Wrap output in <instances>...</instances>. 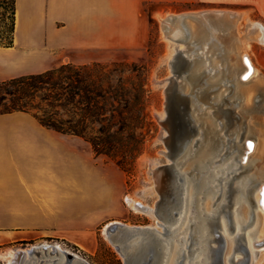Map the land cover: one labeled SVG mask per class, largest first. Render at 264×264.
I'll list each match as a JSON object with an SVG mask.
<instances>
[{"label": "rangeland", "instance_id": "374dc122", "mask_svg": "<svg viewBox=\"0 0 264 264\" xmlns=\"http://www.w3.org/2000/svg\"><path fill=\"white\" fill-rule=\"evenodd\" d=\"M2 3L10 7L12 0H0V36L5 40L8 36L7 30L10 27L11 19L10 13H7V11L1 7ZM148 10L151 12L152 18L151 38L147 49L130 59L102 63L108 67L107 70L113 73V80L115 82H118L119 78L122 77L128 89H132L133 85L131 83L135 82L139 90H141V100L136 106L140 120L137 122L134 130L124 131L121 137L117 139L118 151L116 149V159L108 155H99L95 152L96 156L103 157L110 164V179L115 189L120 191L119 187H121V184L124 185L116 202H111L109 218L103 223L94 224L92 227H88L84 230L76 232L67 231V235L59 229L60 225H46V228L38 237H25L23 241L8 245L4 249V255L0 257V264H8L7 254L10 250L31 248L45 242L50 244L59 243L63 248L79 255L81 259H84L90 264H126L125 258L115 247L117 242L116 238L113 240L109 239L104 232L108 223L120 221L129 226H159L160 228L163 225L162 231L166 230L164 225L170 222H167L159 212L158 216L162 221V225H157V218L154 215L135 211L128 203V198H133L146 205L153 206L160 211L163 210V208L167 210L170 207L168 201H171L174 205V197L170 194L169 189L174 185V187H177L185 181L182 178L183 176H180V173H183L182 167L179 164L181 160V154H179L181 149L180 145L191 137L190 135L195 132L196 128L193 121L191 123L183 122L182 125V119H186L184 118L186 112V108L183 105L184 100L178 97V104L176 102L174 105L171 104V102L169 103L168 91H170L172 95L171 101L174 95L178 94L186 95L190 98V96L184 92L181 84L186 80V76L189 74L190 69L194 67L195 60L201 57L204 58L203 55L208 56L206 52L208 49L207 46L209 48L212 46L205 42H198V36L202 32L201 26H197V24H199V19L203 17L212 19L214 18V16H212L214 12L217 13L215 17L220 20L223 18L227 19V14L237 16V19H240V26L238 24L234 29H231L230 24L224 25L218 29V44L222 46L224 50H228L229 41L234 40L235 36H243L248 33L252 23L260 22L264 24V15L253 6L208 7L192 4H154L149 6ZM168 17H171L170 21H166ZM248 26H250V28ZM180 31H182L181 36H176L175 33L179 34ZM165 32L179 43L182 42L186 44L190 50V54L191 52H195L196 59L193 60L183 51H178L173 61L175 68L173 72V70L170 69L169 60L170 56L174 53L173 48L175 44L167 39ZM201 50L202 52L205 51V54L202 53L200 55ZM244 51L252 57L259 75L264 76V43L252 40L250 46L246 47ZM217 54L218 55L215 54V56H217L218 61L224 60V62L229 65L225 70L230 71V66H236V55L232 52H230L229 57L226 58L220 56L218 52ZM208 61H210L209 58ZM221 69L223 68L221 67ZM93 71L99 74L97 69H93ZM241 71L242 68L240 66V68L235 71L232 80H226L224 85L219 86L217 91L213 93L217 94L228 90V88L230 89V92L227 93L225 98L226 102L223 107L225 109H232L234 113L232 116L235 122V125L228 130V138L229 141H231L229 144L230 150L226 153L225 151L222 152L217 162L220 166H223L232 161L230 163V169L234 171L230 173L227 179L233 182V188H236L235 185L245 182L249 177H251V181L246 185L244 191L237 189L232 193L231 203L225 207L223 212L219 213L218 219L213 221V223H216V228L209 229L206 225L205 228L208 232L207 240L204 241L203 233L200 230L201 224L198 219L201 217L198 204L196 206L194 205L190 218H187L188 214H190V211H187L183 223L175 230H171V246H173L175 241L180 237L179 233L184 223L187 222L189 225V227L184 230L186 236L189 234L187 241L189 246L187 256H185L182 261H189L190 264H199L197 262L201 259V256L204 258L203 264L209 262L208 257L205 256L206 251L204 252L202 250V246L207 244L206 246L209 247L211 245V243H209L211 238L218 233L224 234L221 222L225 220L228 222V230H232V232L230 231L229 238L234 237L237 233L248 237V233H250L251 230H255L254 234H251L253 237L257 236L261 231L263 232L262 236L264 235L263 216L257 211L254 198L256 197L255 195L259 183L264 182V158L260 156L252 157L249 165L239 169L236 168L238 167V161L235 159L236 154H238V158H241L244 153L242 144H239V142L237 143L240 136H242L243 140L245 137L249 136L258 140L262 138L261 133L263 132L261 131L264 130V89L256 91L255 86L260 82L258 80L248 84L242 83L239 79ZM238 87L241 92L245 88L253 91V94L251 96H247L246 94L244 96L241 95L237 101H233V98L236 97L235 95ZM189 112H191L190 108ZM182 126H187L191 134L189 133L186 135V129L183 130ZM235 142L237 145L233 144ZM178 145L179 147H177ZM175 148L176 150L179 148V150L175 152ZM118 161L123 164V168L119 166ZM168 167H170V169L168 173H166L165 171ZM227 171L228 170H222V173H226ZM158 172L160 173V180L156 176ZM206 174L212 176L214 170L211 168ZM227 179H225V181ZM244 195H246L244 200L246 202L239 206V200H241L240 198ZM182 197L183 193L181 190L178 193V198L175 199V202L178 204L172 208V211L178 212L181 210L180 202ZM226 197L227 194H224L222 199L217 202L215 206L216 209ZM246 205L248 206L247 209L250 211L248 217L251 216L254 221L253 225L249 227L242 226L240 231L233 230V223H236L234 222L236 218L242 217L243 221L244 216H246L244 214ZM226 211L232 214L233 222L231 221V217H226L225 219ZM257 221H259V224H257V228H255L254 225ZM160 228L157 229L160 230ZM26 230L27 228H25V231ZM25 235L27 236L28 234ZM232 251L233 250H229V247L224 250V264H235L234 259L240 256L238 253H235L233 256ZM40 258L41 256L33 257L36 261ZM43 258L49 260L46 256ZM51 258L57 259L59 257ZM66 262L65 257H62L60 264H65ZM168 262L169 261L165 264H169ZM250 264H264V249L259 250L251 256Z\"/></svg>", "mask_w": 264, "mask_h": 264}, {"label": "crops", "instance_id": "0c3cea01", "mask_svg": "<svg viewBox=\"0 0 264 264\" xmlns=\"http://www.w3.org/2000/svg\"><path fill=\"white\" fill-rule=\"evenodd\" d=\"M154 4L253 6L264 15V0H16L14 44L0 47V81L130 59L149 46ZM109 169L84 138L46 128L31 113L1 114L0 257L46 225L67 235L107 221L124 188L115 189Z\"/></svg>", "mask_w": 264, "mask_h": 264}, {"label": "bare ground", "instance_id": "6f19581e", "mask_svg": "<svg viewBox=\"0 0 264 264\" xmlns=\"http://www.w3.org/2000/svg\"><path fill=\"white\" fill-rule=\"evenodd\" d=\"M216 14L217 13L215 12L212 14V16H214V18L212 19H207L206 17L199 19L200 25L197 24V26H201L202 31L201 34L198 36V42H205L207 44L212 45L211 48L207 46L208 49L206 52L208 53V56L203 55L204 58L201 57L196 59L195 52H191L190 54V50L188 49L186 44L182 42L179 43L174 38L168 36L165 32L167 39L175 44L173 48L174 53L170 56L169 60L170 69L173 70V72L175 69L173 61L176 58V53L178 51H183L188 57H191V59L193 60L196 59L194 67L190 69L189 74L186 76V80L183 82V84H181L182 88L184 89V92L188 94L190 98H188L186 95L178 94L174 95L171 101L172 95L171 92L168 91L169 103L171 102V104L174 105V103L176 102L178 104V97L184 100L183 105L186 108L184 118L186 119L183 120H185L186 123H191L193 121L196 128L195 132L190 135L191 137L186 139V142H182V144L180 145L181 149L179 154H181V160L179 161V164L183 170V173H180V176H183L182 178L185 181L181 185L179 184L177 187H174V185L172 188L169 189L170 194H172V196L174 197V205L171 201H168V205L170 207L167 210L163 208V210L160 211L153 206L146 205L133 198H128V203L132 206L135 211L145 212L154 215L157 218V225H162V221L158 216V212L165 220H167V222H170L169 224L164 225L166 229L165 231H162L163 225L161 226V228L159 226L142 227L151 229L160 228V230H157L163 235V240L158 242L150 239V250L146 251L143 249L141 250V243L144 238L141 234H126L120 231L113 233L110 231L111 225L124 223H121L120 221H112L108 223V225L104 229V232L109 239L113 240L116 237L121 238L120 244L122 245V248L127 256H130L132 258L134 256H137L142 260H148L151 256H153L152 262L150 264H165L167 263V261H169V264H190L189 261H182L183 258L187 256L189 246V244L187 243L189 234L186 236L184 232V230H186L189 225L187 224V222L184 223L183 228L179 233L180 237L178 240L175 241L173 246H171V230H175L178 226H180V224L183 223V219L187 215V211H190V214H188L187 216V218H190L194 205L196 206L198 204V207L200 209L199 214L201 217L198 219L199 223L201 224L200 230L203 233L202 235L204 241L207 240L208 232L205 228L206 225L209 227V229L216 228V223H213V221L217 220L220 215L219 213L223 212L225 207H227V205L231 203L232 193L237 189H241L242 191H244L246 185H248L251 181V177H249L245 180V182L237 184L235 185L236 188H233V182L227 179L230 173L234 171H231L230 169V163L232 161L223 166H220L217 162V159L219 158V155L222 154V152L225 151L226 153L228 152V150H230L229 144L231 141H229L228 138V130H230L235 125V122L232 116L234 114L232 109H225L223 107L224 103L226 102L225 98L227 96V93L230 92V89L228 88V90L217 94L213 93L217 91L219 86L224 85V82L226 80H232L235 71H237L240 66L242 68V71L240 73L239 79L242 83L248 84L255 80H258L260 82L255 86L256 91L264 89V76L259 75L258 69L252 57L244 51L246 47L250 46L252 40L264 43V24L260 22L252 23L251 28L250 26H248L250 28L248 33L243 36H235L234 40L229 41L228 50H224L223 47L220 46L217 41L218 29L227 24H230L231 29H234L239 24L240 19H237V16H231L227 14V19L223 18L222 20H220L215 17ZM170 20L171 17H168L166 19V21ZM194 31L197 35L195 29ZM181 34L182 31H180L179 34L175 33L176 36H181ZM217 52L223 58L229 57L230 52L235 54L236 66H230V71L225 70V68L227 69L229 65L225 63L224 60H217V56H215V54L218 55ZM202 53L205 54V51L202 52L201 50L200 55ZM208 58L211 62L208 61ZM221 67L223 69H221ZM214 76L216 77L213 78ZM245 94L247 96H251L253 94V91L244 88V90H242L241 92L240 88L238 87L235 95L236 97L233 98V101H237L241 95L244 96ZM189 108L191 112H189ZM183 129H187V127ZM261 132H263L261 133L262 138H260L259 140L251 138L250 136L245 137L244 140L242 136L239 137V141H237V143L239 142V144H242L244 153L241 158H238V154L235 155V159L238 161V167H236L237 169L249 165L252 157L260 156L264 158V130ZM185 133H187L186 135H188L190 131L186 130ZM237 143L235 142L233 144L237 145ZM177 147H179V145ZM176 148L174 150L175 152L179 150V148L177 150ZM211 168L214 170V174L212 176H209L206 173ZM222 170L228 171L226 173H222ZM156 176L159 179L160 173L158 172ZM225 179L227 180L225 181ZM181 190L183 193V197L181 198L180 202L181 210H179L178 212L172 211V208L178 204L177 202H175V199L178 198V193ZM224 194H227V197L222 200L221 204L217 208V211L215 206L217 205V202L222 199ZM255 196V206L257 211L263 216L264 226V182L259 183V187ZM245 197L246 195L240 198L241 200H239V206L246 202L244 201ZM247 207L248 206L246 205L244 210V214L246 216H244L243 221L242 217L236 218V220L234 221L232 219V214L226 211L225 219L226 217H231V221L236 222V225L233 223V230L240 231L242 226L249 227L253 225L254 221L251 216L248 217V213L250 211L249 209H247ZM221 223V226L224 230V234L218 233L213 238H211L209 241L211 245L209 247L206 246L207 244H204L202 246V250L204 252L206 251L205 256H207L209 259V262H207L206 264L214 263L215 253L219 247V236L224 239L225 249H228L229 247V250H233V256L235 255V253H238V255H240L239 257L234 259L235 264H239L243 258V253L241 251L240 244L244 243L245 239L247 240V243L253 255L255 254L256 250L264 249V246L261 248L256 247V244L258 242L264 241V235L262 236V231L255 237L251 236V234H254L255 230H251L250 233H248V237L246 235H240L239 233H237L234 237L229 238L230 231L232 232V230H228V222H226L225 220ZM257 224H259V221L255 223V228H257ZM126 226L130 228L136 227L129 225ZM40 245H53L56 248H59L60 252L56 255H53L51 254V249H49L48 252L43 251L39 255H31L29 253L31 248L38 247ZM40 245L26 249L21 248L10 250L7 254L8 264H60V260L62 259V257H65L66 261V255L64 251L77 257L78 260L76 259L73 264H80V261L84 260L81 259L79 255L74 254L73 252L63 248L59 243L50 244L48 242H45ZM40 256L41 258L38 261L33 259V257ZM44 256L48 257L49 260L43 258ZM51 257L59 258L52 259ZM203 259L204 258H202L201 256V259H199L197 263L203 264ZM66 263L68 264V262Z\"/></svg>", "mask_w": 264, "mask_h": 264}, {"label": "trees", "instance_id": "16d2710c", "mask_svg": "<svg viewBox=\"0 0 264 264\" xmlns=\"http://www.w3.org/2000/svg\"><path fill=\"white\" fill-rule=\"evenodd\" d=\"M1 7L10 13L11 24L6 39L0 36V47H11L17 22L16 0L10 7L5 3ZM107 68L102 63H68L44 73L0 81V115L31 113L44 127L82 137L97 154L116 159L117 139L124 131L134 130L140 120L136 106L141 90L135 82L128 89L122 77L115 82ZM118 164L123 168L120 161Z\"/></svg>", "mask_w": 264, "mask_h": 264}, {"label": "water", "instance_id": "95a60500", "mask_svg": "<svg viewBox=\"0 0 264 264\" xmlns=\"http://www.w3.org/2000/svg\"><path fill=\"white\" fill-rule=\"evenodd\" d=\"M183 122L186 123V121L182 119V125H183ZM184 127L186 128L187 126H183V128ZM186 130H188V128ZM169 169H170V167H168L165 172L168 173ZM110 231L113 233L120 231V232H124L126 234H129V233H134V234H138V235L141 234L144 237L142 240V243H141V250L143 249L146 251L150 250L149 249V244L151 243L150 239L159 242V241H162L164 238L163 235L155 228H152V229L151 228H142V227L130 228L124 224H113L110 227ZM116 240H117V242L115 244V247L122 254V256L125 258L126 264H150L152 262L153 256H151L148 260H142L137 256H134L133 258L130 256H127L125 254L123 248H122V245L120 244L121 238L116 237ZM244 241H245L244 243L240 244V248H241V251L243 253V258L239 264H250L251 256L253 255V253L251 252V249L247 243V240L245 239ZM263 246H264V241H260L256 244V247H258V248H261ZM49 249H51V254H53V255H56L57 253L60 252V249L56 248L53 245H40L38 247L31 248L29 253L31 255H39L43 251L48 252ZM224 249H225L224 239L219 236V247L216 250L215 259H214L213 264H224ZM258 251L259 250H256L255 253H257ZM64 253L66 255V261L68 263L73 264L76 261V259H77L76 256L71 255L70 253L65 252V251H64ZM80 264H90V263L85 261V260H81Z\"/></svg>", "mask_w": 264, "mask_h": 264}]
</instances>
